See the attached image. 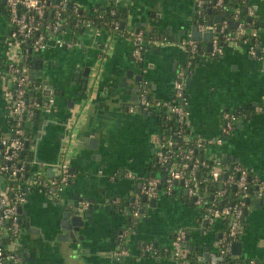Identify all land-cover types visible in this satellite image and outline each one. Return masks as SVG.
Listing matches in <instances>:
<instances>
[{
  "label": "crops",
  "instance_id": "0c3cea01",
  "mask_svg": "<svg viewBox=\"0 0 264 264\" xmlns=\"http://www.w3.org/2000/svg\"><path fill=\"white\" fill-rule=\"evenodd\" d=\"M77 1L91 7L104 0ZM119 1L125 13L118 29L76 28L65 35L72 45L59 46L52 39L46 49L32 54L33 71L40 63L34 57H42V74L37 76L44 86L36 92L41 104L35 121H31L34 130L30 140L36 137L35 130L45 132L38 127L44 121L47 130L37 155L41 162L33 159L29 174L42 169L46 176H54L58 165L54 161L64 154L73 177L59 193L41 186L26 187L27 199L19 208L21 232L16 241L7 242V248L20 255L21 264H181L171 252L172 239L180 228L188 233L184 253L192 251L196 258L203 255L200 264H212L226 230L225 218L212 223L203 218L201 207L180 182L171 195L142 200L140 214L132 213L131 198L140 194L147 177L155 175L154 138L162 128V110L154 106L131 111L129 106L137 104L144 91L152 100L174 98V78L188 58L182 39L196 40L201 46L188 77L189 134L216 138L222 132L224 111L237 112L240 118L224 142L207 146L204 153L209 157L232 155L264 182V52L258 50L253 55L250 44L230 42L224 54L210 55L209 39L191 37L189 19L197 0ZM251 1L258 29L255 41L261 46L264 0ZM5 5L6 1L0 0L1 136L9 134L11 128L5 95L13 78L9 61L27 62L22 46L9 35L11 24ZM133 29L148 35L141 58L133 55L135 43L129 35ZM87 66L90 77L81 92L83 79H77V71ZM94 137L98 139L89 141ZM35 150L36 144L31 142L25 150L26 162L35 157ZM4 183L0 175V186ZM253 187L243 232L235 239L242 241V252L232 253L231 244L230 253L235 261L264 264V188L258 183ZM82 199L90 201L87 208L92 203V216H85L86 224L77 232L79 239H58L63 207ZM149 242L156 245V254L146 250ZM123 246L129 253L118 258L116 252Z\"/></svg>",
  "mask_w": 264,
  "mask_h": 264
},
{
  "label": "built area",
  "instance_id": "2783aa9c",
  "mask_svg": "<svg viewBox=\"0 0 264 264\" xmlns=\"http://www.w3.org/2000/svg\"><path fill=\"white\" fill-rule=\"evenodd\" d=\"M70 0H6L8 19L11 24L10 37L17 40L22 46L21 53L27 62L20 63L14 59L9 61V69L13 78L11 85L6 89L5 95L8 108L11 113V128L7 135H0V175L4 176L5 183L0 186V264H21L20 255L13 249L7 248V242H14L19 237L22 229L20 206L27 199V189L41 186L49 192L59 193L71 182L73 172L70 161L64 154L60 157L57 165V173L54 176H46L42 169L27 176V162L21 156L25 151L26 141L30 139L25 128L26 119L34 118L40 106L37 99L28 97L29 83L37 74H33L30 60L35 50L41 51L50 45L53 39L59 46L72 45L73 41L66 38L69 31L80 27H98L96 21L86 17L85 12L80 14L71 28L64 17L65 6ZM203 4L204 0H199ZM213 6L222 12L228 8L226 0H213ZM73 11L77 13L80 4L75 1ZM254 8L248 7V15L252 20L246 22L240 17L237 7L231 17H224L219 30L214 27L211 38L212 49L210 55H222L228 43L250 44V52L257 55L258 50L264 52V45L249 40L250 37L257 39L258 29L253 21ZM103 15V14H101ZM230 21H236L235 27L230 26ZM109 27L118 29L119 20H112ZM209 27V25H202ZM129 35L133 38L135 46L133 55L141 58L147 44L146 35L142 30H131ZM69 36V35H68ZM182 44L187 47V61L182 65L174 78V98L171 100L150 99L144 91L137 104L129 106L131 111L149 107H159L163 110L166 120H174L177 126L174 128H161L154 140L156 143V160L154 165L161 166L165 170V185L161 186L162 178L157 175L147 177L142 182L141 192L132 202V213L140 214V205L144 197L147 200L162 194L171 195L177 183L183 180V187L194 203L202 209L203 218L213 222L217 218L229 217L228 227L220 239L216 253L211 258L212 264H245L244 262L227 259L231 255V244L237 239L244 229V209L248 205L251 188L258 183L264 188V182L259 181L255 174L239 161L223 160V156H206L204 150L207 146L221 145L225 138L235 128L239 115L237 112L225 110L223 113V125L221 135L207 139L202 136L192 137L189 134V110L187 108V85L188 77L194 66L193 57L196 56L201 46L196 40L182 39ZM1 72V70H0ZM35 91L42 90L44 84L41 81L34 82ZM53 102L54 98H50ZM73 135V134H72ZM203 168L208 171L201 176ZM134 176V175H132ZM202 177V178H200ZM8 178V179H7ZM21 178V182H12ZM204 186V187H203ZM235 186L233 195L231 188ZM27 187V189H26ZM209 187H212L209 190ZM210 194V198L209 195ZM80 207L85 209L90 201L82 199ZM222 204V205H221ZM186 228L177 230L171 242V252L181 264H200L204 262V256L197 255L192 262L184 253L188 239ZM146 250L157 253V247L153 242L146 245ZM129 253L125 246L117 250L116 256ZM248 264H256L250 260Z\"/></svg>",
  "mask_w": 264,
  "mask_h": 264
},
{
  "label": "water",
  "instance_id": "95a60500",
  "mask_svg": "<svg viewBox=\"0 0 264 264\" xmlns=\"http://www.w3.org/2000/svg\"><path fill=\"white\" fill-rule=\"evenodd\" d=\"M6 1V0H4ZM214 2V1H213ZM206 12L211 13L212 12V7L206 8L205 4L200 3L199 0H197L194 3V9H193V13L190 16L189 19V28L191 31V37L197 40H200L202 38L204 39H209L207 45L209 50L212 49V36L214 34V27L213 25L215 24V29L219 30L222 24V21L224 19V17L227 15V11H224L223 13L220 14H216L213 18L210 19H206L205 18V14ZM204 15V16H203ZM248 20H252V16H248ZM209 25V27H207L206 29H201L200 26L201 25ZM237 22L236 21H232L231 22V26H236ZM121 26L124 27L125 26V20H121ZM260 53V52H259ZM36 58V60L40 61V63H36L35 64V69H34V73L33 74H42V68H43V63H42V57H34V59ZM143 64V62H142ZM40 68V71L38 72V69ZM79 71H77V79H83V83H82V91L86 88V85L88 83L89 77H90V67L87 66L85 67L84 70H81V67L78 68ZM126 76H123V79H126ZM143 75L140 76V78L142 79ZM188 88V86H187ZM145 113H148L147 111H145ZM154 113V112H151ZM45 124H41V126H38L40 128V130H44L46 132L47 130V122L44 121ZM64 126L66 124H63ZM45 132L43 133L42 131H38L35 130L36 133V137L33 140L28 139L26 141V146H29L30 143L32 142V144H36V150H35V157L34 158H27V176L29 175V168L30 165L34 160H36L37 162H41V160L38 158V150H39V146H40V142L42 140V138L45 135ZM33 136V135H32ZM65 137V134H64ZM98 138L94 137V138H89V141H96ZM21 156L25 158V151H22ZM234 156L232 155H224L223 156V160L226 162H229L231 160H234ZM59 160L54 161V163H58ZM183 180L180 181L181 184H183ZM235 189V186L233 187ZM254 187L251 188V191H253ZM256 194H259V187H256ZM136 197H132L131 200L134 201ZM144 200H147V197L143 198ZM250 198L247 199V202L250 203ZM152 201H156V198H152ZM222 205V204H221ZM256 205H259V203H257ZM91 207H92V203H91ZM90 208L84 209L80 207V203L77 200L74 204H72L69 208H65L63 207V212L60 214V218H59V226H60V232H58L57 234V238L58 239H62V240H75L77 241L79 239L77 232L81 229V227L85 226L86 222H85V216H92V210ZM20 209H22V206L20 207ZM248 208L244 209V213L245 215L247 214ZM233 246V252L234 254H241L242 252V241L241 240H234L232 243Z\"/></svg>",
  "mask_w": 264,
  "mask_h": 264
},
{
  "label": "trees",
  "instance_id": "16d2710c",
  "mask_svg": "<svg viewBox=\"0 0 264 264\" xmlns=\"http://www.w3.org/2000/svg\"><path fill=\"white\" fill-rule=\"evenodd\" d=\"M76 2H78L77 0H70L69 3L65 6V10H64V17L65 19L67 20V23L68 25L71 27V28H76L78 26L75 25L76 21H77V18L80 17V14H83V12H85V15L86 17H89V18H92L96 21L97 25L99 26H104V27H109L110 25V22L112 20H120L124 13H125V10L123 8V6L121 5L120 1L119 0H104L100 3H97L96 5H93L91 7H83L80 5V8L78 10L77 13H74L73 11V4ZM213 0H205V6L206 8H209V7H212V12L211 13H208L206 12V17L209 15L211 16V18H213L216 13H218V9L215 8L213 6ZM226 5H227V15L226 17H231L233 12L235 11V9L238 7L239 10H240V17L241 19L245 20L246 22H248V7L251 5L252 1L251 0H226ZM84 9V10H83ZM83 10V12L81 11ZM103 14V15H101ZM254 18H257L256 16ZM257 20V19H256ZM257 24V22H256ZM79 29V28H78ZM80 29H85V27H80ZM146 39H148V35L146 34ZM249 40L251 42L255 41V38L253 39L252 37L249 38ZM188 55H190V53L188 52ZM198 55V54H197ZM197 55L193 57L194 61L196 62L197 61ZM39 82L41 81V78H39L38 76L36 78H34V82ZM33 80L29 83V86H28V97L29 98H34L36 99V92L33 88ZM163 110H162V118H161V123H162V128H174L175 126H177V123L174 121V120H166L163 116ZM31 121H35V117L34 118H27L26 119V124H25V128L27 130V133H28V136L31 137L32 134H33V128L31 126ZM32 138V137H31ZM25 150L27 151V146L25 147ZM2 159V155L0 153V160ZM208 171V168H203L200 175L203 176L206 172ZM155 175L157 176H160L162 178V183H161V186H164L165 185V170L163 169V167L157 165L155 170ZM202 178V177H200ZM8 179V178H7ZM17 180H12V182H21V178H16ZM177 186V184H176ZM183 186V185H182ZM204 187V186H203ZM212 187H209V190H211ZM235 189L234 188H231V191H230V195H233V191ZM209 198H210V194L208 195ZM143 201H146L143 199ZM229 217H226L224 219V225H225V228L226 229L228 227V221H229ZM195 254L190 251V253L187 255V257L192 261L194 262L196 260V257L194 256ZM227 259H230V261L232 260L231 259V255H227L226 256ZM244 263H247V262H244Z\"/></svg>",
  "mask_w": 264,
  "mask_h": 264
},
{
  "label": "flooded vegetation",
  "instance_id": "af4514ba",
  "mask_svg": "<svg viewBox=\"0 0 264 264\" xmlns=\"http://www.w3.org/2000/svg\"><path fill=\"white\" fill-rule=\"evenodd\" d=\"M204 3H205V2H204ZM4 11H5L6 15H8L6 5L4 6ZM217 12H218V13H223L221 10H218Z\"/></svg>",
  "mask_w": 264,
  "mask_h": 264
}]
</instances>
